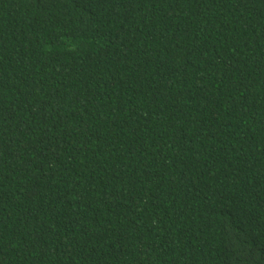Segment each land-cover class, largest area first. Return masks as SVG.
<instances>
[{"label": "trees", "instance_id": "trees-1", "mask_svg": "<svg viewBox=\"0 0 264 264\" xmlns=\"http://www.w3.org/2000/svg\"><path fill=\"white\" fill-rule=\"evenodd\" d=\"M0 264H264V0H0Z\"/></svg>", "mask_w": 264, "mask_h": 264}]
</instances>
